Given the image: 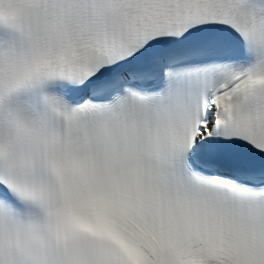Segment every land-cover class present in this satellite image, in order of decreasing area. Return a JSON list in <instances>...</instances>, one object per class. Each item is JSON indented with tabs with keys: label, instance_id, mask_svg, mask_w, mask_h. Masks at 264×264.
I'll use <instances>...</instances> for the list:
<instances>
[{
	"label": "snow or ice",
	"instance_id": "snow-or-ice-1",
	"mask_svg": "<svg viewBox=\"0 0 264 264\" xmlns=\"http://www.w3.org/2000/svg\"><path fill=\"white\" fill-rule=\"evenodd\" d=\"M0 264H264V0H0Z\"/></svg>",
	"mask_w": 264,
	"mask_h": 264
}]
</instances>
